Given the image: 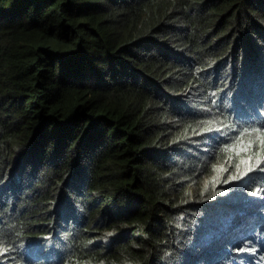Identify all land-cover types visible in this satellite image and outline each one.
Here are the masks:
<instances>
[{
  "label": "trees",
  "instance_id": "trees-1",
  "mask_svg": "<svg viewBox=\"0 0 264 264\" xmlns=\"http://www.w3.org/2000/svg\"><path fill=\"white\" fill-rule=\"evenodd\" d=\"M0 264H264V0H0Z\"/></svg>",
  "mask_w": 264,
  "mask_h": 264
},
{
  "label": "snow or ice",
  "instance_id": "snow-or-ice-1",
  "mask_svg": "<svg viewBox=\"0 0 264 264\" xmlns=\"http://www.w3.org/2000/svg\"><path fill=\"white\" fill-rule=\"evenodd\" d=\"M249 146H250V145H249ZM244 150L247 151V148H245ZM249 159H251V157H250ZM256 164H257V165L260 164V160H259V159H257ZM248 170L251 171V168H249ZM241 175H243V173H241ZM235 178H236V177H232V179H235Z\"/></svg>",
  "mask_w": 264,
  "mask_h": 264
}]
</instances>
